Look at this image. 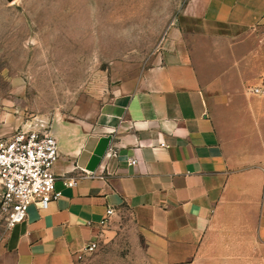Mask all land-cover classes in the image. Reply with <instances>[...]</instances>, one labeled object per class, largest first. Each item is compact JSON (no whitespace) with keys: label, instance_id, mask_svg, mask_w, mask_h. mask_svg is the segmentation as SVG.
Listing matches in <instances>:
<instances>
[{"label":"crops","instance_id":"1","mask_svg":"<svg viewBox=\"0 0 264 264\" xmlns=\"http://www.w3.org/2000/svg\"><path fill=\"white\" fill-rule=\"evenodd\" d=\"M176 22L133 91L53 124L61 196L0 264H80L123 215L148 264H264V0H187Z\"/></svg>","mask_w":264,"mask_h":264},{"label":"rangeland","instance_id":"2","mask_svg":"<svg viewBox=\"0 0 264 264\" xmlns=\"http://www.w3.org/2000/svg\"><path fill=\"white\" fill-rule=\"evenodd\" d=\"M186 1L0 0V139L94 121L134 90ZM80 264H148L130 216L109 224Z\"/></svg>","mask_w":264,"mask_h":264},{"label":"built area","instance_id":"3","mask_svg":"<svg viewBox=\"0 0 264 264\" xmlns=\"http://www.w3.org/2000/svg\"><path fill=\"white\" fill-rule=\"evenodd\" d=\"M59 156V144L49 125L0 139V227L10 231L27 220L32 205L46 211L60 198L53 172ZM65 185L71 187L76 182L67 181ZM108 215H114V211L109 210ZM96 248L97 243L93 242L87 251Z\"/></svg>","mask_w":264,"mask_h":264},{"label":"water","instance_id":"4","mask_svg":"<svg viewBox=\"0 0 264 264\" xmlns=\"http://www.w3.org/2000/svg\"><path fill=\"white\" fill-rule=\"evenodd\" d=\"M9 3H12V2H14L15 0H7Z\"/></svg>","mask_w":264,"mask_h":264}]
</instances>
